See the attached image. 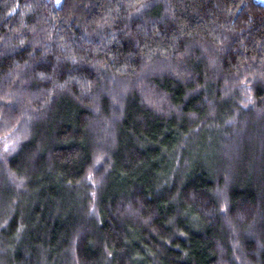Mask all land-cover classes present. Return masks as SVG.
Wrapping results in <instances>:
<instances>
[{
    "label": "trees",
    "instance_id": "obj_1",
    "mask_svg": "<svg viewBox=\"0 0 264 264\" xmlns=\"http://www.w3.org/2000/svg\"><path fill=\"white\" fill-rule=\"evenodd\" d=\"M0 264H264V4L0 0Z\"/></svg>",
    "mask_w": 264,
    "mask_h": 264
},
{
    "label": "rangeland",
    "instance_id": "obj_2",
    "mask_svg": "<svg viewBox=\"0 0 264 264\" xmlns=\"http://www.w3.org/2000/svg\"><path fill=\"white\" fill-rule=\"evenodd\" d=\"M257 1L264 4V0H257ZM56 2H58V0H56Z\"/></svg>",
    "mask_w": 264,
    "mask_h": 264
}]
</instances>
